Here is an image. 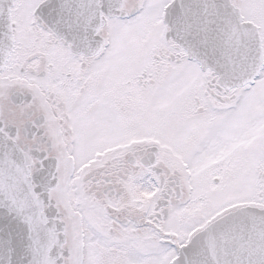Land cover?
<instances>
[{"label":"snow or ice","instance_id":"1","mask_svg":"<svg viewBox=\"0 0 264 264\" xmlns=\"http://www.w3.org/2000/svg\"><path fill=\"white\" fill-rule=\"evenodd\" d=\"M0 264H264V0H0Z\"/></svg>","mask_w":264,"mask_h":264}]
</instances>
